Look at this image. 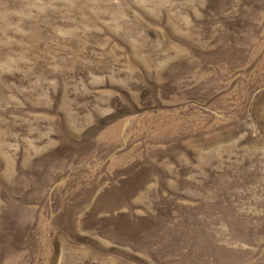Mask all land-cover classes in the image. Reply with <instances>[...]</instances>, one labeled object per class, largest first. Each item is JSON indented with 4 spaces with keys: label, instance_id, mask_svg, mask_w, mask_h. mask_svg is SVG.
<instances>
[{
    "label": "rangeland",
    "instance_id": "374dc122",
    "mask_svg": "<svg viewBox=\"0 0 264 264\" xmlns=\"http://www.w3.org/2000/svg\"><path fill=\"white\" fill-rule=\"evenodd\" d=\"M0 264H264V0H0Z\"/></svg>",
    "mask_w": 264,
    "mask_h": 264
}]
</instances>
